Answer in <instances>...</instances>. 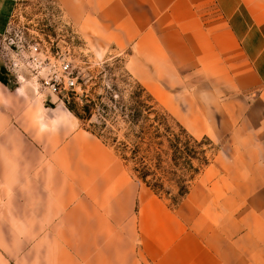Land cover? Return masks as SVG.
Masks as SVG:
<instances>
[{
  "label": "crops",
  "instance_id": "1",
  "mask_svg": "<svg viewBox=\"0 0 264 264\" xmlns=\"http://www.w3.org/2000/svg\"><path fill=\"white\" fill-rule=\"evenodd\" d=\"M54 1L188 133L236 156L215 155L172 208L63 101L0 82V264H264V0ZM15 6L0 0V35Z\"/></svg>",
  "mask_w": 264,
  "mask_h": 264
},
{
  "label": "rangeland",
  "instance_id": "2",
  "mask_svg": "<svg viewBox=\"0 0 264 264\" xmlns=\"http://www.w3.org/2000/svg\"><path fill=\"white\" fill-rule=\"evenodd\" d=\"M34 46L38 47L45 66L61 60L70 63L77 80L75 90L56 95L43 87V80L37 77L32 62L31 48ZM0 72L6 75L10 84L33 85L43 93L46 101L56 96L77 113L73 114L85 130L122 159L121 152L111 142L113 137L122 139L120 130L125 128V124L121 114L130 113L135 106L132 97L139 92L141 85L128 71L125 55L100 53L91 48L64 22L54 0H16L10 28L0 35ZM159 109L160 113L169 115L181 124L178 119ZM168 123L174 127L170 119ZM192 136L198 140L209 138L217 147L215 155L224 158L236 156L235 143L226 147L224 138L216 140L210 135ZM166 200L172 208L179 206H174L172 199Z\"/></svg>",
  "mask_w": 264,
  "mask_h": 264
},
{
  "label": "trees",
  "instance_id": "3",
  "mask_svg": "<svg viewBox=\"0 0 264 264\" xmlns=\"http://www.w3.org/2000/svg\"><path fill=\"white\" fill-rule=\"evenodd\" d=\"M0 82L10 89L18 86L16 82L10 84L1 72ZM132 98L135 106L130 113L121 114L123 137H113L111 144L121 152L126 167L140 183L178 206L212 162L217 147L207 137L196 139L169 115L160 113L157 103L141 86ZM67 108L77 114L70 106Z\"/></svg>",
  "mask_w": 264,
  "mask_h": 264
},
{
  "label": "built area",
  "instance_id": "4",
  "mask_svg": "<svg viewBox=\"0 0 264 264\" xmlns=\"http://www.w3.org/2000/svg\"><path fill=\"white\" fill-rule=\"evenodd\" d=\"M31 54L37 77H41L43 87L48 89L50 93L62 95L75 90L77 80L71 71L68 61L61 60L45 66V61L41 59L42 57L37 46L31 48Z\"/></svg>",
  "mask_w": 264,
  "mask_h": 264
}]
</instances>
